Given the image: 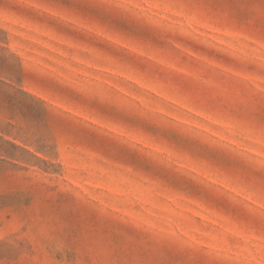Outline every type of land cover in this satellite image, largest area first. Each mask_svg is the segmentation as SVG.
Returning a JSON list of instances; mask_svg holds the SVG:
<instances>
[{
    "label": "rangeland",
    "instance_id": "374dc122",
    "mask_svg": "<svg viewBox=\"0 0 264 264\" xmlns=\"http://www.w3.org/2000/svg\"><path fill=\"white\" fill-rule=\"evenodd\" d=\"M0 264H264V0H0Z\"/></svg>",
    "mask_w": 264,
    "mask_h": 264
}]
</instances>
